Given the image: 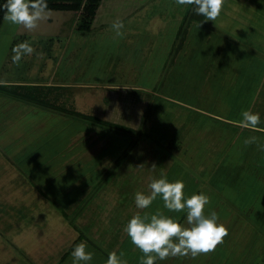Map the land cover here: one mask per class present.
<instances>
[{
  "label": "crops",
  "instance_id": "1",
  "mask_svg": "<svg viewBox=\"0 0 264 264\" xmlns=\"http://www.w3.org/2000/svg\"><path fill=\"white\" fill-rule=\"evenodd\" d=\"M146 2L150 4L149 0H146L145 3ZM237 2V0H225L221 14L215 22L207 20L206 22H193L201 24L199 28L197 27L199 31L205 26H210L212 28L225 26V17L236 20L234 22L236 24H245L247 23L245 15L242 16L241 12L238 11L237 7L240 4H237ZM243 2L244 4L252 3L256 10L254 13H250L249 18H251V20L255 19L253 25L257 26V33L255 35L251 34L247 37L248 41L251 43L245 40L248 44L253 46V52L255 55L253 56V52L252 54L244 55L246 62L240 64L238 68L234 70V74L236 81L245 80L243 85L247 86L249 92H251L250 99L245 103L247 106L246 108L244 107L242 111L251 109L254 113H259L261 122L258 127L264 128V0H243ZM124 3V0H101L92 22L91 30L88 31L89 34L96 29H99L100 32V29L110 26V24L117 19L124 21L132 15L135 10L137 12L135 6L130 8L129 5H123ZM139 5H141V1L137 0L136 6L138 7ZM74 13L75 20H77L78 13ZM171 16L176 25L173 28H169V31L172 34L170 42H167L166 36L163 35L160 37L159 32L152 29L153 26H147L146 28L147 31L149 30L152 32L149 33L154 40L152 48L154 54L157 53L153 60L155 72H153L151 77L152 82L154 83H152L151 86H144L142 84H108L105 88L109 91L108 96L110 99H105L106 101H103L106 103V107L103 117L104 119H101L128 126L133 128L134 131H138L135 134H129V144L126 145L123 150L115 148L109 150L110 144L107 141V138L106 141L105 139L104 141H100L96 148L93 145V141L90 140L94 146L91 150L93 152L84 151L83 148H79L81 146L78 145L79 143L77 139L76 145L70 141L69 143L67 142L66 145L62 144L59 147L60 140L58 135H53L54 150L47 151L42 149L41 145L37 146L34 144V142L38 140L36 138L35 128L42 129L46 128L47 125L49 126V124L53 125L55 122L61 123L62 117L66 115L52 112L50 110L49 114H45L44 112H40L42 109L28 106L14 98L4 100L2 98L1 105H5L0 106V114H2L0 117V121H2L0 135L9 133L8 135L13 136V142H5L7 147L1 151L6 158L5 163H9L11 171L10 174L8 173L10 177L0 179V185H10L9 188H11V190L8 189L7 192L12 191L10 192L12 196L9 198L11 202L7 200L0 201V210L3 211L0 212V219L1 216H4V220L1 219L0 221V234L5 237V241L2 242L4 243L3 246L7 243L13 252H16L21 256L22 251L23 256H27H25L26 258L19 256L21 262L31 264L29 258L32 256L28 250H31L32 248L40 249V252L43 253L45 257L44 260L46 261L44 264H61V260L63 263V259L68 257H71V262V253L74 249L73 247H75L73 244L75 242L78 244L83 241L86 242L88 250L94 253L93 260L90 264H105L109 253L113 251L122 254V258L127 261V264H140V257L143 254L132 244L131 238L124 231L126 224L134 214L137 212H140L141 214L155 213L159 209L167 215L178 217L182 224H186V211H168L164 208L163 200L159 196L147 209H138L135 204L136 192L142 191L144 193H149V183L153 178H159L161 175L159 174L156 176V172L152 171V169L156 170V167L153 168L150 163H141L131 152H143V144L146 142L143 140V133H147L149 140L156 141L146 142L147 145L152 147L161 144L163 145L169 136L167 131L164 132L162 130L165 128L164 126L155 123L148 124L147 130H150V132L144 131L143 126L147 115L150 114L149 111H151L152 106L154 105V99L160 101L159 104H156L158 108L156 113L164 110L166 118H169V122L165 123V125L168 126L166 128L172 129L173 136H178L179 129L183 127L182 124L174 123L180 121L181 113H184L185 115H192V113L190 111L185 113L182 111V108L178 107V109L173 110L171 117H169L167 114V106L165 108L163 107L166 102L164 100L174 101V103L178 102V104L180 103L182 106L202 115L203 125H196L199 137H201L202 130L208 128L205 121H214V124L209 127L212 128L214 137L216 138L212 142L213 145L214 143L216 145L218 141V145L216 146L217 153L215 154L216 160L213 161L219 164V169L230 168L231 170H234L233 175L236 177L234 183H227V185H230V189L227 185L220 189L222 192L226 193L229 198L236 201V206H241L244 214V221H247V218L253 216L254 212L260 214L259 218L261 219L256 222L257 225H253V227L243 223L242 233L239 234L238 241L228 239L231 233L240 230L238 226H236V221H239L240 218H236L235 210L233 211L232 206L227 204L226 199L213 196L214 193L209 190V192L205 194L212 195L209 196L211 200L210 203L215 202V205L218 206L217 213L219 214L220 221L228 228V235L223 239V242L218 244L216 249L208 254H200L196 257H193L191 254L186 256H175L169 257L164 261L157 259L155 264H248L254 260L255 254L257 253L254 251L255 249H264L262 247L263 241H258L255 244L253 240L254 236L250 237L248 235L252 232L256 233L255 229L261 232V234L264 233V193L257 192L256 189L259 186L250 178L252 174L254 175V173H258V176L256 177L258 179L257 182H259V184H264V162H262V152H264V149L261 147L264 146V132L241 128L238 122L242 119V111L236 114L233 112V117L221 115L215 111V108L213 110L205 109L203 105L200 104V100L195 103H190L186 100L178 101V99L175 101L173 98L169 97L168 94H165L162 91H156V87L158 88L159 86H154L155 84L174 88L176 82L175 80H172L171 82L167 81L169 75L174 73L175 69L183 64L182 59L184 57H192L194 54L198 53V50H194V48H185L190 30L195 26L194 23L191 22L187 27L186 38L184 43H182V41L178 40L177 29L180 26L184 15L178 13L177 16H175V12L173 11ZM153 17H156L158 21H162L163 19L158 15H153ZM153 17L151 19H154ZM48 20L51 22L53 19ZM147 22L151 24L150 20ZM148 23H146V25H148ZM234 23L231 24V27ZM76 24L77 22H75V25ZM102 31L104 30L102 29ZM40 33H42L41 36L38 35V38L35 40L33 39V41L36 42L33 46L35 49L34 51L39 48L41 51L47 52L45 48L42 47L43 45L41 48L39 46V44H41L40 41H44L43 38L40 39L39 37H44L43 34L46 33ZM251 33H253V29ZM92 34L95 36L96 32L95 34L91 33L90 35L92 36ZM28 37L31 38L28 32L17 35L14 34L11 38L10 49L12 50L14 48L17 38L20 40H27ZM69 37L70 35L67 39H69ZM48 38L53 41L58 40L57 37H47V39ZM164 41H166L167 44H165ZM65 48L66 46L62 47V50L65 51ZM167 48H169V50ZM158 50H161V53L157 52ZM51 51H53V49L49 52ZM61 52L62 51H60V53ZM35 54L36 53L33 52L31 56H24L23 58H31ZM60 55L62 56V54ZM40 56L42 58V65H45V58H54V55L49 53ZM61 56L55 61L56 64L52 69L49 80L18 78L0 79V82L14 85L69 87L72 83L54 80V74L57 73L58 68L60 67ZM39 61L40 57H38L36 63L38 64ZM192 63L195 64L194 62ZM212 66L213 65L208 64L203 69L202 65H196V67L192 68L195 70V73L199 75L198 82L200 84V89L205 90L211 88L206 86L210 85L206 79L205 81L207 82L201 87V74H207V71L211 72ZM257 66H260L258 70H256ZM188 70V68L185 70L186 73ZM257 71L258 76L260 77L258 81L255 82L252 75L257 74ZM165 76H167L166 79ZM66 92L67 91H65V97L69 94ZM215 101L218 103L221 101V98L215 99ZM160 108L163 109L161 110ZM44 111H46V113L48 112V110L45 109ZM147 111L149 113H147ZM31 114L37 115L38 118H32L31 120L26 121L27 116H30ZM46 115L50 116L46 121L50 120V118L53 119L49 124L43 123V121H45L43 119H45ZM70 118L72 117L68 116V119ZM62 126L70 127V123L66 122ZM94 127L96 131L87 130V135L89 134L96 138L101 135L103 138L104 136L107 137L106 133L108 132L120 135L119 132L100 127L99 125H94ZM190 127L194 128V126ZM31 128L33 129L31 130ZM62 130L61 127V131ZM99 131L107 132L100 134ZM227 131H229V133H227ZM190 134L191 132H188L186 136H191ZM121 135L123 136V134ZM124 135L126 136L127 134ZM252 136L260 138L263 141L257 142V144L255 142L246 145V148L251 150L243 149L245 146L244 140ZM74 140L75 139H73V142ZM158 140L161 142H158ZM194 146H196V143L190 144L185 149V153L189 154L190 149L195 152ZM199 146L200 143H198V147ZM198 147L196 151L201 152ZM96 150L103 155L100 158L98 156L96 157L98 161L89 163V160L85 158V155L91 156ZM78 155H80V157ZM121 156H125L123 157V160ZM172 163V165L167 167V178L170 181L182 180L185 184V195L191 196L193 194L192 191L200 187L202 184L201 179L204 177L200 176H203L204 173L200 175L191 171L190 165L188 164L186 166H184L185 164L183 163L175 164L174 160ZM229 163L233 164V166ZM222 164L226 165L223 166ZM0 165L6 170V167L3 166L2 162H0ZM175 166L182 170L183 174L181 178L180 176L178 177L176 174H173ZM242 169L244 173H246L247 170H250L252 173L247 172L250 176L248 175L245 177L242 175L244 174L241 171ZM254 169L256 170L253 172ZM225 175L227 176V172ZM47 181L49 182L47 183ZM253 186L257 193L256 196L261 197L262 199L260 201L263 202L258 204L256 208L253 206V201L251 199L252 196H249ZM27 190L31 191L30 203L23 199H19L21 198V192ZM213 197H215L216 200L212 199ZM15 199H18L17 203L14 202L16 201ZM10 207L12 209H18L13 214L15 215L18 213V216H21L19 222V224H21L20 229L15 228L13 221L8 222L7 227L6 223L5 225L3 224L5 219L11 218L6 217L7 214L4 213L6 208ZM205 211L208 213L207 208ZM37 216L39 219H37ZM45 216L52 219L45 218ZM30 218H34V220ZM39 223L43 224V226H38L37 224ZM240 224L241 223H239V225ZM11 232L14 238L15 234L19 235V237L16 235L18 238H15L14 242L9 238ZM24 236L25 238L21 241V238ZM15 241L18 242L17 245L15 244ZM49 249L50 253L47 252ZM52 250L55 252L54 256L51 255ZM57 253H59L60 256V259L58 260H56L58 258Z\"/></svg>",
  "mask_w": 264,
  "mask_h": 264
},
{
  "label": "rangeland",
  "instance_id": "2",
  "mask_svg": "<svg viewBox=\"0 0 264 264\" xmlns=\"http://www.w3.org/2000/svg\"><path fill=\"white\" fill-rule=\"evenodd\" d=\"M124 1L125 3L123 5H129L130 8L132 6H135L137 12L135 10L132 15H130L126 20L123 21L124 27L123 29H121V31L123 32L122 36L116 35L115 30L112 28L113 23H111L110 26L107 25L108 27L102 28L104 31L100 29L99 32V29H96L91 32L94 34L96 32L95 36H93V34L91 36V33L89 34V32H79L76 29L75 25V22H77V20H75V13L72 11L47 10L46 18L41 20L38 24V27L31 32L27 31L21 26L9 24L3 18V21L0 24V79L25 78L31 80H49L52 69L56 64L55 61L59 56H61L60 54H62L60 58V67L58 68L57 73L54 74V80L72 83V85L69 86L70 96H64V98L61 99V101H63L62 104L66 105L65 107L74 108L75 110H78L80 112L103 118L106 107V103H104L103 101L105 99H110L108 96L109 91L108 89H105L108 84H142L144 86H151V84L154 83L152 82L151 77L153 72H155V65H153V60L157 53L154 54V50L152 48L154 40L149 34L152 32L149 30L147 31V26H153L152 29L159 32L160 37L164 35L166 36L167 42H170L172 34L170 33L169 28H173L176 25V23L173 21L171 13L174 11L175 16H177L178 13L184 15L187 13L188 9H190L191 6L178 5L176 3V0H149L150 4H148V2L145 3L146 0H139L141 1V5H139L140 7L138 6V8L136 6L137 0ZM237 1V4H240L237 7L238 11L241 12L242 16L245 15V20L247 21V23L236 24L234 23L236 20L225 17V26L217 28L205 26L202 30L199 31L197 28L198 23L193 22L195 26H193L190 30V34L188 35L189 38L186 41L185 48H194V50H198V53L194 54V56L192 57H184L182 59L183 64L175 69L174 73H171L169 75L167 81L171 82L172 80H175L176 83L174 88H171L170 86L166 87L155 84L154 86H159L158 88L156 87V91H162L165 94H168L169 97L173 98L175 101H177L178 99V101L186 100L187 102L195 103L200 100V104H202L205 109L213 110L215 108V111L218 114L226 116L233 117V112L234 114H236L242 111L244 107L246 108L247 105H245V103L248 102V99H250L251 92H249L247 86L243 85L245 80L236 81L234 70L237 69L240 64L246 62L244 55H249L250 53L252 54V52L254 51L253 46L247 43L250 42L248 41L247 37L251 34L255 35L257 33V26L253 25L255 19L251 20V18H249L250 13L252 14L256 10L252 3L244 4L243 0H241L242 2L239 0ZM153 15L162 17V21L164 22L160 20L158 21V19L156 17H153ZM152 17L154 19H151ZM48 19L53 20L49 22ZM148 20H150L151 24L147 22ZM146 23H148V25H146ZM232 23H234V25L231 27ZM252 29L253 33H251ZM26 32H28L31 36V38H27V41H29L33 46L36 44L33 39L35 40L36 38H38V35L41 36L42 33L40 32L46 33L43 34L44 37H39L40 39H44L43 42L40 41L41 44H39V46L41 48V46L43 45L42 47L45 48L47 52L41 51L38 48V50L34 51L36 54L33 57L22 58L19 65H17L12 62L13 51L10 49L11 38L14 36V34L17 35ZM69 35L70 37L69 39H67ZM47 37H57L58 40L53 41L49 38L47 39ZM23 41H26V39L20 40L19 38H17L15 46ZM167 42L164 41L165 44H167ZM64 46H66L65 51L62 50V47ZM51 49H53V51L49 52ZM167 49L169 50V48ZM60 51H62L63 53H60ZM157 52L161 53V50H158ZM46 53H49L51 55L53 54L54 58H45V65H42V58L40 55H44ZM254 55L255 54L253 52V56ZM38 57H40V61L37 64L36 60L38 59ZM192 62H194L195 64H193ZM208 64L213 66L211 67V72L207 71V74H201V87L204 86L205 82H207L205 81L206 79L210 84L206 86H209L211 88L203 90L199 88V75L195 73V70L192 68L196 67V65H202L204 69V67H206ZM184 67L185 70H187V68L189 69L187 73L184 70ZM259 67L260 66H257L256 70H258ZM166 77L167 76H165V79ZM259 77L260 76H258V71L257 74L252 75V78L255 79V82L258 81ZM2 98L3 100L8 99L0 95V106L5 105H1ZM218 98H221V101L217 103L215 99ZM164 101L166 102L163 107L165 108L167 106V114L169 117H171L173 110L178 109V107L182 108V111L185 113L187 111H190L192 115H185L184 113H181L180 121L174 123L182 124L183 127L179 129L178 136H173L172 129L166 128L168 126L165 125V123L169 122V118H166L164 110L158 111L156 113V111L158 110L156 104H159L160 101H156L154 99V105L152 106L151 111H149L150 114L147 116L143 126L144 131L150 132V130H147L148 124L155 123L164 126L165 128H163L162 130L164 132L167 131L168 135L171 137L168 136L167 141H165L163 145L161 144L152 147L147 145L146 142L148 143L150 141H156L149 140V136L147 135V133H143V140L146 141L143 144V152L133 151L131 153L134 154L141 163H150L152 164V166L153 164H155L156 170L152 169V171L156 172V176H158L159 174L167 175V167L173 164V160L175 161V164L183 163L185 164L184 166H186L187 164L190 165L191 171L196 172L200 175L204 173L205 176H200L204 177L203 179H201L202 184L192 192L199 193L203 191L204 193H208L209 190H211V192L214 193L213 196H218V198L220 197L221 199H226L227 204L232 206L233 211L235 210L234 212L236 213V218H240L239 221H236V226H238L240 230H237V232L235 233H231L228 239H231L232 241H238L239 234L242 233L241 231L243 223H246L247 225L253 227V225L256 226V222L260 221L261 219L259 218L260 214L254 212L253 216L247 218V221H244V214L242 212L241 206H236V201L229 198V196L226 195V193L222 192L220 189L226 187L227 183H234L236 181V177L233 175L234 170H231L230 168L219 169V164L213 161L216 160L215 154L217 153L216 146L218 145V141L216 145L215 143L213 145L212 142L216 138L214 137L212 128L209 127L214 124V121H205L208 128L202 130L201 137H199V132L196 129V125H203L202 115L194 110H190L182 106L180 103L178 104V102L174 103V101ZM160 109L162 110L163 108ZM40 112H44L45 114L50 113L49 110L46 113V111H44L43 109ZM1 116L2 114H0V117ZM48 117L50 116H45V119H43L45 121L42 120L43 123L49 124V122L53 120L52 118H50V120L46 121ZM32 118L36 119L38 117L35 114H31L30 116H27L26 121L31 120ZM66 122L70 123V127L62 126ZM61 123L55 122L53 125L51 124L52 126L49 124V126L47 125L46 128L42 129L35 128L36 138L38 140L34 142V144H36L37 146L41 145V148L47 151H52L54 150L53 135H58V138L60 140L59 147L62 144L66 145V143H69L70 141H72V143L76 145L77 139L79 143L78 145L81 146L79 148H83L84 151L86 150L89 152H93L91 151L93 147L95 146L96 148V146L99 145V142L104 141V139L106 141V138L108 139L107 141L110 144L109 150L114 148L123 150L130 141L129 137L127 136L128 134L125 136V133L123 132H120V135L108 132L106 133L107 137L104 136V138L102 135L97 138L95 136H90L89 134L87 135V130L96 131L94 125H91L88 121L86 122L85 120L77 119L75 117L68 119V116H63ZM1 124L2 121H0V128L2 127ZM190 126H194V128H191ZM61 127L63 129L62 131ZM33 128H31V130ZM105 132L99 131L100 134H103ZM188 132H191V136H186ZM227 133H229V131H227ZM8 134L4 133L0 135V162H2L3 166L6 167V170H4L5 168L3 169V167L0 165V179L10 177V165L9 163H5L6 158L1 152L5 147H7L5 142H13V136H10ZM121 134H123V136ZM73 139H75L74 142ZM90 140L93 141L94 146L92 145ZM261 141L263 140L260 138L257 139V142ZM158 142L161 141L158 140ZM197 142L200 143L199 147ZM193 143H196V146L201 150V152H197V147L194 146L195 152L190 149L189 154H186L185 149ZM246 147L247 146L245 145L243 149L251 150ZM102 155L103 154L101 152L96 150L95 153L91 156L85 155V158L89 160V163H93V161H98L96 158L97 156L100 158ZM78 156L80 157V155ZM262 156V162H264V152H262ZM123 157L125 156H121L122 160ZM231 166H233V164H231ZM174 169L175 170L173 174H176V176H180L181 178L183 174L182 170L178 169L176 166ZM255 170L256 169H254L253 172ZM241 171L243 172V169ZM226 172L227 176L225 175ZM247 172L252 173L250 170H247ZM247 172H243L244 174L242 175L245 177L248 176L249 174ZM257 176L258 173H254V175L252 174L250 178L254 183L258 184L259 187H256L257 192H261L263 194L264 184H259V182H257ZM48 182L49 181H47V183ZM9 186L10 185L7 184L0 185V201L7 200L11 202L9 198L12 196V194L10 193L12 191L7 192L8 189L11 190ZM227 187L230 189V185H227ZM256 190L253 186L252 190L249 193V196H252L251 199L253 201L254 208H256L258 204L263 203L260 201L262 198L256 196ZM21 193V198L19 199H23L30 203L31 191L27 190ZM212 199H215V197H213ZM15 200L16 201L14 202L17 203L18 199ZM217 207L218 206L215 205V202H212L207 205L206 208L208 212H211L213 210L217 212ZM17 210L18 209H12L10 207L6 208V210L4 211V213L7 214L6 217H11L5 219L3 224L5 225L6 223V227L8 222L13 221L15 228H21V224H19L21 216H18V213H16L17 215L13 214ZM0 212L3 211L0 210ZM45 218L52 219L47 216H45ZM1 219L4 220V216H1ZM30 219L34 220V218ZM37 219H39V217ZM239 223L241 224L239 225ZM37 225L40 227L43 226V224L40 223ZM255 231L256 233H253L251 231L252 233L248 235L250 237L254 236L253 240L255 244L258 241H263L262 247L264 248V233L261 234V232L257 231L256 229ZM16 235L19 237L18 234H15V238H18ZM9 238L14 242L15 238L13 237L12 232L9 235ZM24 238L25 236L21 238V241H23ZM4 241V235L0 234V264H25L19 260L20 255H18L16 252H13L12 249H10L11 247L7 243L4 245L5 247L3 246L4 243L2 242ZM17 243L18 242L15 241L16 245ZM53 251L54 250L51 251L52 256H54L55 254V252ZM254 251L257 252L255 254L254 260L252 262H249L248 264H264V249L260 250L257 248ZM28 252L32 256L31 258H29L31 264H44L46 262L44 260L45 257L43 253L40 252V249L32 248L31 250H28ZM47 252L50 253V249ZM25 256H23L21 251L20 257ZM57 256L58 258L56 260L60 259L59 253H57ZM70 258L71 257L63 259L64 262L62 263L61 260L60 263L72 264V259L70 262Z\"/></svg>",
  "mask_w": 264,
  "mask_h": 264
},
{
  "label": "clouds",
  "instance_id": "3",
  "mask_svg": "<svg viewBox=\"0 0 264 264\" xmlns=\"http://www.w3.org/2000/svg\"><path fill=\"white\" fill-rule=\"evenodd\" d=\"M178 5H194L197 15H202L207 21L215 22L223 9L225 0H176ZM4 20L12 25L21 26L31 32L38 27L41 20L47 16V0H6ZM201 24H198L199 28ZM124 24L117 19L112 28L117 36H122ZM34 47L29 41L17 44L13 49L12 62L19 65L24 56H31ZM126 88V87H125ZM242 119L238 122L241 128L258 130L261 118L259 113L251 109L242 111ZM252 136L244 140L245 145L257 142ZM264 149V146H261ZM156 167L155 164L152 166ZM149 193L137 191L135 204L138 209H147L159 196L164 208L170 212L186 211V224L178 217L170 216L160 211L155 213L137 212L126 224L124 231L131 238L132 244L143 254L140 264H155L156 260L164 261L169 257H196L208 254L216 249L218 244L228 235L227 226L220 221L216 211L206 213L210 197L203 191L186 196L185 184L182 180L170 181L166 175L153 178L148 185ZM72 264H90L94 253L89 251L86 242L75 245L72 253ZM105 264H127L122 254L110 252Z\"/></svg>",
  "mask_w": 264,
  "mask_h": 264
},
{
  "label": "trees",
  "instance_id": "4",
  "mask_svg": "<svg viewBox=\"0 0 264 264\" xmlns=\"http://www.w3.org/2000/svg\"><path fill=\"white\" fill-rule=\"evenodd\" d=\"M4 3H6V0H0V24L3 21L5 13V9L3 8ZM100 3L101 0H47V10H69L77 12L78 18L76 29L79 32H88L91 30L92 22ZM193 21L206 22L205 17L197 15L194 11V5H191L188 12L184 14L180 26L177 29L178 40L182 41V43H184L186 38L187 27ZM65 91H67L66 93L70 92L68 86L14 85L0 82V95L5 98H14L34 108L50 110L72 118L75 117L77 119L85 120L86 122L88 121L93 125H99L100 127L109 130L119 133L123 132L128 134V137L129 134H135L138 132L128 126L109 122L97 116L80 112L74 108L65 107L66 105L62 104L63 101H61L65 95ZM147 113L149 112L147 111ZM76 244L77 242H75L73 246Z\"/></svg>",
  "mask_w": 264,
  "mask_h": 264
}]
</instances>
